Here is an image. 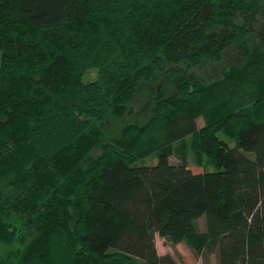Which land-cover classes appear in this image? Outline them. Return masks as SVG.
Segmentation results:
<instances>
[{
	"label": "trees",
	"instance_id": "obj_1",
	"mask_svg": "<svg viewBox=\"0 0 264 264\" xmlns=\"http://www.w3.org/2000/svg\"><path fill=\"white\" fill-rule=\"evenodd\" d=\"M263 20L264 0H0V264H181L157 234L264 264Z\"/></svg>",
	"mask_w": 264,
	"mask_h": 264
},
{
	"label": "rangeland",
	"instance_id": "obj_2",
	"mask_svg": "<svg viewBox=\"0 0 264 264\" xmlns=\"http://www.w3.org/2000/svg\"><path fill=\"white\" fill-rule=\"evenodd\" d=\"M260 30H261V32L259 31L258 37H259L260 41L264 42V20L262 22ZM228 56H230L229 60L231 62L238 61L240 58V48H239V50L237 48L232 49ZM1 60H2V53L0 51V65H1ZM209 69L211 70L212 73H214L218 70V67L215 65V66H211ZM135 110H136V113L133 116L134 119H136V116H138L142 120H147L151 116V113H152V102H151L150 98L148 96L139 97V99L137 100V103H136ZM130 120L132 121V119H130ZM221 137L226 139L230 143L231 146L236 145V141L227 138L223 134H221ZM158 159L159 158H158L157 154H151L149 156H146V157L136 161L134 164L135 165H154L158 162ZM173 160L174 161L180 160V153L179 152H176L175 156H173ZM189 162H190L191 169L194 171H202L204 168L203 166H199L196 163V159H195L193 152H190V154H189ZM216 169L217 168L214 165H211L209 167V170H212V171H214ZM199 220H200L201 228L204 229L206 226V215H203ZM156 242H157V247H158L160 253H162V254L163 253H172V254L176 255L177 257L179 256L181 264H218L217 254H212V255H210L209 258L204 257V256L199 257L184 242L179 243L177 245H174L170 241H168L165 237H162L159 234H157Z\"/></svg>",
	"mask_w": 264,
	"mask_h": 264
}]
</instances>
